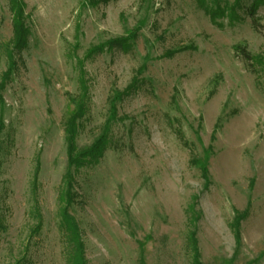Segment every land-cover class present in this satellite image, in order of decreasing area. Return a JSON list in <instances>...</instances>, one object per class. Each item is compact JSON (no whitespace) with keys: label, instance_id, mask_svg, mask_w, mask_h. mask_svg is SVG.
Returning a JSON list of instances; mask_svg holds the SVG:
<instances>
[{"label":"rangeland","instance_id":"1","mask_svg":"<svg viewBox=\"0 0 264 264\" xmlns=\"http://www.w3.org/2000/svg\"><path fill=\"white\" fill-rule=\"evenodd\" d=\"M24 1L30 33L5 79L13 29L0 0V264H68L60 194L80 75L79 149L136 83L103 157L76 170L70 212L88 264H195L192 230L202 264H264V68L236 51L264 57V0L260 31L244 14L214 24L196 0ZM138 25L130 44L86 57ZM194 158H208V189Z\"/></svg>","mask_w":264,"mask_h":264},{"label":"trees","instance_id":"2","mask_svg":"<svg viewBox=\"0 0 264 264\" xmlns=\"http://www.w3.org/2000/svg\"><path fill=\"white\" fill-rule=\"evenodd\" d=\"M100 1L105 2L109 0H89V5L97 6ZM10 9L12 14V29H13V43L12 48L9 49L7 54L9 60V68L5 72V79L10 77L16 64L14 53L25 47L30 30L27 25V5L24 0H9ZM198 6L205 12L214 24H222L221 21L228 20L229 24H237L244 20V15L250 17L255 29L259 30L260 24L258 23L256 14L262 3V0H196ZM244 14V15H243ZM141 25L136 26L135 29L128 32L126 37H119L98 46L91 47L86 54V57H92L96 54L103 52L106 48L115 46L128 45L131 41L137 38ZM260 31V30H259ZM238 55H241L247 62L254 63L256 61L264 68V57L253 56L245 46H236ZM79 85L81 92L75 98L76 107L74 112L69 116L65 124V134L67 142V155H68V170L63 177V188L60 194L61 207V220L60 228L64 231L68 245V264H88L85 256V244L82 236L80 224L75 216L70 212V207L73 203V189L76 170L81 166L97 163L104 155L105 149L109 144V135L111 124L116 118L117 104L122 101L126 96L130 95L136 88V83H131L124 90H119L114 93L110 98V115L103 127L100 136L92 143L91 146L79 149L77 146V132L78 122L87 112L89 103V88L86 86V81L83 75L79 77ZM4 83L1 88L4 89ZM3 99V98H2ZM1 99V102L3 100ZM3 110V108H1ZM2 113V112H1ZM2 115V114H1ZM2 124V119L0 118ZM192 164L197 166L205 181L204 187L208 189L211 185V178L209 173L208 158H194ZM190 221L196 226L198 220L195 204L190 205ZM249 211L246 210L243 214H238L235 217L234 228L236 231L240 226V221L245 217ZM243 215V216H240ZM196 230H192L190 234V241L193 244L194 250V263L202 264L199 255V247L195 234ZM239 235V233H237ZM239 238V236H238ZM142 263L145 264L144 260Z\"/></svg>","mask_w":264,"mask_h":264}]
</instances>
